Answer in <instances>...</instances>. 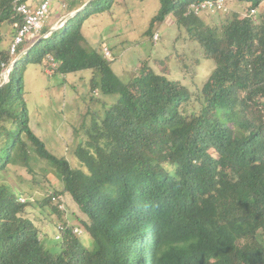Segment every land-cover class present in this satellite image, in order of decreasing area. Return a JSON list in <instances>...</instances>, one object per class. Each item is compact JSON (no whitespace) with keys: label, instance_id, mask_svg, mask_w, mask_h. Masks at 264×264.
I'll return each instance as SVG.
<instances>
[{"label":"trees","instance_id":"obj_1","mask_svg":"<svg viewBox=\"0 0 264 264\" xmlns=\"http://www.w3.org/2000/svg\"><path fill=\"white\" fill-rule=\"evenodd\" d=\"M15 1L0 0V75L14 61L10 47H1L5 28L14 29L13 42L15 24L23 23ZM203 1L160 0L147 32L173 16L215 61L197 112L189 111L194 96L183 84L150 66L124 84L103 47H85L83 19L116 0H91L48 38L21 46L20 54L28 52L0 89V174L11 166L31 173L34 158L48 162L62 194L87 215L81 225L94 246L65 220L61 240L48 249L28 216L36 204L0 181V264H264V0H234L248 4L249 14L213 26L204 20L211 11L189 12ZM86 4L71 0L67 8L72 14ZM49 57L55 75L91 70L93 90L118 96L79 151L85 169L51 154L30 125L24 72ZM59 195L42 206L62 216L52 201Z\"/></svg>","mask_w":264,"mask_h":264},{"label":"rangeland","instance_id":"obj_2","mask_svg":"<svg viewBox=\"0 0 264 264\" xmlns=\"http://www.w3.org/2000/svg\"><path fill=\"white\" fill-rule=\"evenodd\" d=\"M81 1L88 3L91 0H78ZM227 6L228 12H207L210 14H205L204 20L213 26L235 13L242 16L249 14V5L246 3L229 0ZM52 7L57 11L52 12L40 36L45 29L50 28L48 22L59 21L54 28L61 29L68 19H62L69 12L67 7L62 8L58 3ZM160 7V0H116L113 7L83 19L82 32L87 41L85 47L88 50L108 48L113 55L111 68L124 84L130 82L145 66L183 84L194 96L188 109L197 112L200 108L197 101L199 93L212 77L216 63L206 58L201 45L187 37L173 16L163 22L157 21L148 35L151 21L159 13ZM261 10L264 11V4ZM5 31L7 34L1 47H10L15 32L12 27L5 28ZM157 33L160 38L155 41ZM25 52L17 58L22 54L24 56ZM48 68L47 58L42 65L30 63L24 72L25 100L31 128L51 154L67 158L72 168L85 169L79 151L87 147L93 125L103 117L106 106L118 100V96L105 95L100 89L93 90L91 70L62 76L48 74ZM1 78L0 75V85L3 83ZM31 168L32 172L28 173L19 166H11L7 173L0 174V181L22 193L21 202L31 200V203L36 204L29 209L28 216L42 229L46 247L50 249L54 240L59 241L55 236L59 234V226L67 215L70 220L68 224L75 226L74 234L85 246L92 248L94 241L81 225V222H88V217L80 211L69 194H62L63 184L51 165L34 158ZM55 194H60L56 202L62 216L51 206H42L44 200ZM55 205L52 203V206ZM76 229L78 233H75Z\"/></svg>","mask_w":264,"mask_h":264},{"label":"built area","instance_id":"obj_3","mask_svg":"<svg viewBox=\"0 0 264 264\" xmlns=\"http://www.w3.org/2000/svg\"><path fill=\"white\" fill-rule=\"evenodd\" d=\"M69 0H40L38 3L36 0H16L15 1V11L18 12L23 17L22 24H15L17 29V34L13 39V42L10 46V53L14 61H16L17 56L20 54L19 50L21 46L27 45L28 47L33 46L41 38V32L52 14V5L58 3L62 8H66ZM228 0H205L200 4H192L190 6L189 12L195 13L196 15L201 14L204 11H222L227 10ZM229 10H227L228 12ZM257 10L251 11V17L256 16ZM256 20V19H255ZM50 33H47L43 38H48ZM159 34L157 33L154 36V40H159ZM104 55L108 60H113L111 51L108 48L104 49ZM13 61V62H14ZM57 68V62L54 58L49 57V68L48 74L53 75L55 69ZM22 199V198H21ZM59 196H54L52 201L57 204ZM57 201V202H56ZM58 205V204H57ZM64 224L59 226V232L65 230ZM75 233H78V229L75 230ZM57 239H61V233L57 236Z\"/></svg>","mask_w":264,"mask_h":264},{"label":"water","instance_id":"obj_4","mask_svg":"<svg viewBox=\"0 0 264 264\" xmlns=\"http://www.w3.org/2000/svg\"><path fill=\"white\" fill-rule=\"evenodd\" d=\"M89 3L90 2H88L83 8H81L80 10H78V11H76V12H73L69 17H68V19H67V21L65 22V25H66V23L70 20V19H72V18H74L76 15H78L79 13H81L82 11H84L85 10V8L89 5ZM64 25V26H65ZM55 31H57V29L56 28H53L51 31H50V33H54ZM28 51H26L25 53H27ZM23 56V54L16 60V61H14L11 65H10V67L1 75L2 76V78H4L3 79V83L0 85V89L2 88V87H4L6 84H8L9 83V75H10V73H11V68L13 67V66H15L16 64H17V62H18V60L21 58Z\"/></svg>","mask_w":264,"mask_h":264},{"label":"crops","instance_id":"obj_5","mask_svg":"<svg viewBox=\"0 0 264 264\" xmlns=\"http://www.w3.org/2000/svg\"><path fill=\"white\" fill-rule=\"evenodd\" d=\"M39 1H40V0H36L37 3H38ZM56 11H57V10H56L55 8L52 7V12L55 13ZM70 14H71L70 12H67V14H65V16H62V19H64V18L67 19V18L70 16ZM50 19H51V18H50ZM66 19H65V20H66ZM49 21H50V20H49ZM58 22H59V21H58ZM58 22L54 21L53 23H50V24H49V22H48V25H47V26H49L50 28L48 29L47 32H50V31L52 30V28H54L56 25H58ZM91 73H92V72H91ZM75 74H76V73H75ZM67 76H70V75H67ZM91 79H92V75H91V77H90V82H91ZM65 218H66L65 220H66L68 223H70V220L67 219V215H65ZM65 220H64V221H65ZM73 226H74V225H73Z\"/></svg>","mask_w":264,"mask_h":264},{"label":"clouds","instance_id":"obj_6","mask_svg":"<svg viewBox=\"0 0 264 264\" xmlns=\"http://www.w3.org/2000/svg\"><path fill=\"white\" fill-rule=\"evenodd\" d=\"M255 17H256V16H255ZM62 27H63V26H62ZM62 27H61V28H62ZM52 29H53V28H52ZM56 29L58 30V28H56ZM47 33H50V32H47ZM47 33H46V34H47ZM51 34H52V33H50V35H51ZM44 35H45V33L41 36V38H40L39 40H42ZM26 51H28V50H26ZM103 51H104V49H103ZM103 53H104V52H103ZM19 55H20V54H19ZM24 55H25V54H24ZM104 56H105V55H104ZM112 56H113V55H112ZM22 57H23V56H22ZM22 57H21V58H22ZM17 59H18V58H17ZM17 59H16V60H17ZM109 61H111V60H109ZM12 63H13V62H12ZM9 67H10V66H9ZM12 69H13V67H12ZM12 69H11V70H12ZM81 231L83 232L82 229H81Z\"/></svg>","mask_w":264,"mask_h":264},{"label":"bare ground","instance_id":"obj_7","mask_svg":"<svg viewBox=\"0 0 264 264\" xmlns=\"http://www.w3.org/2000/svg\"><path fill=\"white\" fill-rule=\"evenodd\" d=\"M2 79V78H1ZM4 79V78H3Z\"/></svg>","mask_w":264,"mask_h":264}]
</instances>
